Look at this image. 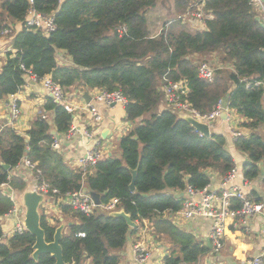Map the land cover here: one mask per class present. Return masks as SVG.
I'll list each match as a JSON object with an SVG mask.
<instances>
[{"label": "trees", "instance_id": "16d2710c", "mask_svg": "<svg viewBox=\"0 0 264 264\" xmlns=\"http://www.w3.org/2000/svg\"><path fill=\"white\" fill-rule=\"evenodd\" d=\"M159 1L34 0L42 13L52 14L55 30L44 34L21 26L15 33L11 45L16 52L14 56L7 52L0 66V99L25 84L23 65L37 77L49 76L64 91L120 90L127 99L125 120L134 124L118 140L119 155L104 156L91 171L83 173L51 148L50 131L65 133L72 118L48 98L44 109L51 111L52 117H36L26 137L10 125L0 126V184L7 182L13 189L24 190L23 177L9 174L22 158H27L40 170L37 179L47 181L61 193L84 185L88 191L99 193L101 204L116 198L115 210H124L137 225L143 220L151 222L155 233L170 246L164 264H196L209 247L164 214L180 208L183 196L177 193L184 192L187 186L203 188L213 172L223 177L234 167V161L223 135H201L164 104L163 76L186 84V99L199 113H209L224 99L227 107L243 118L239 125L253 131L237 137L233 144L247 158L242 165L244 178H257L259 164L264 160V136L254 131L264 127V23L255 20L257 11L249 0H198L197 4L192 0H172L177 9L201 8L213 18L206 19L205 28L197 30L171 19L152 35L147 12ZM28 7V0H1L0 30L22 21ZM59 51L70 57L69 64L58 61ZM212 53L218 55L221 68L207 81L198 76L200 63L194 57ZM162 105L165 106L161 108ZM3 163L10 170H5ZM134 169L137 175L131 192ZM255 194L250 192L260 202ZM12 206V199L0 187V216ZM61 209L72 222L65 224L60 241L64 262L119 263L116 252L137 227H129L123 218L111 216L99 207L90 214L67 206ZM59 224L58 220L48 222L41 213L40 227L47 242L52 241ZM34 241L27 231L0 241V264H53L49 254L37 260L31 257Z\"/></svg>", "mask_w": 264, "mask_h": 264}, {"label": "built area", "instance_id": "2783aa9c", "mask_svg": "<svg viewBox=\"0 0 264 264\" xmlns=\"http://www.w3.org/2000/svg\"><path fill=\"white\" fill-rule=\"evenodd\" d=\"M62 1V0H59ZM29 7L24 15L22 21H15L12 25H7L0 30V60L6 58L7 52H10L11 56H14L16 50L11 45V39L16 33V24L25 26L33 30H40L44 34H49L55 30V22L52 14L42 13L34 5V0H28ZM203 3V0H201ZM250 4L255 7L259 20L264 23V0H249ZM198 8L191 10L188 8L183 15H178V20L187 18L196 19L203 22L206 19L213 18V15L209 12L204 14ZM177 19V18H176ZM125 30L124 28H122ZM21 68L25 71L26 75L30 77L32 81H40L44 89L50 94L52 101L61 106L64 110L71 114V118H75V114L79 111L85 112L88 115L91 125H96L101 122L102 114L99 112L96 103H103L106 106L119 105L124 107L127 103V99L120 90L108 91L106 89H97L93 96H91L90 102H85L82 98V102L79 104L71 101L66 95L65 91L55 83L49 76L42 78L32 74L29 70H25L23 65ZM221 68V65L217 67ZM216 69L205 63L198 65V76L207 81H211L214 77ZM161 90L164 95L165 104L167 107L176 112L179 116L184 114L190 115L196 118L198 121L204 122L209 128L212 127L213 122L218 119L221 114H228L227 104L224 99H220L209 113L201 114L194 109L186 99L187 87L183 81H171L163 76V82ZM8 98V111L9 116L7 118V124L12 125L13 122L20 115V105L18 103L15 93L9 94ZM41 118L46 119L45 114H41ZM129 130V129H128ZM127 130V131H128ZM76 131L82 132L85 137H93L92 129H80L73 123L70 124L68 130L62 134V136H70ZM126 131V132H127ZM232 135L234 139L242 135L240 131L233 130ZM60 136L53 135L51 142V148L59 152L61 139ZM101 151L98 148H91L85 152V154L76 160L77 167L81 168L83 173L89 172L96 162L103 158ZM23 165L25 169L33 171L35 166L28 159L22 158L21 161L15 166L18 168ZM237 169L233 167L226 175L221 177L220 187L212 189L209 183L201 189H195L191 186H187L183 196V201L180 208L172 212L180 220L190 219H205L209 221V240L211 243V249L214 252H218L224 245V236L226 229L231 225L234 228L242 227L248 229L249 220L254 215L262 214L264 211V205L255 202L249 193L245 191L246 178L240 182L236 181ZM12 174L10 173L9 176ZM40 175V170L35 168V184L31 188L36 192L43 195L44 200L51 198L54 203L62 206H67L74 211H78L83 214H90L96 207H99L102 211L107 213L115 211L117 199L112 198L109 202L96 206L89 191L84 185L77 190L67 191L61 193L58 188L52 187L47 181H39L37 178ZM0 187L9 195L13 201V206L3 216H0V220L3 217H10L13 220V226L9 235L14 233L21 234L26 231L24 220V209L20 205L16 204L15 199L12 196V190L7 182L1 183ZM43 200V201H44ZM264 233V227H263ZM79 236H84L83 233H78ZM133 252L135 259L138 262H145L150 256L148 247L139 242L133 246ZM264 263V248L260 253L250 258H246L244 264H263Z\"/></svg>", "mask_w": 264, "mask_h": 264}, {"label": "crops", "instance_id": "0c3cea01", "mask_svg": "<svg viewBox=\"0 0 264 264\" xmlns=\"http://www.w3.org/2000/svg\"><path fill=\"white\" fill-rule=\"evenodd\" d=\"M194 21L195 22L192 23V25H199L197 29L205 28L203 22L199 24L198 20L194 19ZM16 29L17 31L20 29L18 24H16ZM58 55V61L61 64L70 63V57H68L63 51H59ZM194 58L196 59L198 57L195 56ZM213 58L217 60L216 53L214 54ZM5 59L6 58H2V60H0V66L2 63H4ZM96 90L97 89L81 90L80 88H70L66 90L65 93L71 101L79 104L84 100H82L84 91H88L89 95L93 96ZM15 94L20 105V115L10 126L13 127L17 133L26 137V132L30 129L31 124L36 117L41 114H45L49 120L52 117V112L46 111L44 109L46 100L51 98V96L44 89L40 81H32L28 76H25V84ZM7 103V97L0 99V126L7 124V118L9 116ZM165 105H162L161 108H163ZM96 106L99 112L102 114V120L100 123L91 125L87 113L82 111H79V113L75 114V118H73L71 121V123L80 129H92L93 137H85L82 132L78 131L68 137L64 135L62 136V134H58L57 132L55 134L56 136H60L59 138L61 139L59 148L60 154L63 156L64 160L73 167H77L76 160L82 157L85 152L91 148H98L103 156H109V153L110 155L115 154V150H117V154L115 155H119L118 140L124 133H126V131H123V133L120 134L119 130L122 129L124 122H128L125 120L124 107L119 105L106 106L103 103H96ZM223 114L224 115L221 114L222 116L213 122V125L211 128H209V131L210 133L221 134L225 137L226 147L232 155L234 167L238 171L236 181L240 182L242 179H245L242 173V165L245 161H247V158L244 153L235 148L233 144L234 136L232 135V131L238 130L240 133H242V135L247 136L252 133L253 130L240 126L239 124L243 121V118L237 115L233 110H228V114ZM130 123L134 124L133 122ZM129 127L131 129L133 125ZM105 129L109 130V133L107 134L106 138L103 139L101 137V133ZM254 131L264 136L263 126H260ZM260 131H263V133H260ZM112 138H115L117 142L112 140ZM260 166H262L264 170V160L260 162L259 167ZM10 173L23 177L26 182L25 188L28 186L29 188H32L35 184V179L33 178L31 171L25 169L22 164L18 168L14 167L12 170H10ZM263 176L264 175L260 174L257 178L251 180L247 179L246 185L244 186L245 191H247L249 195L251 191H254L256 193L255 195H258V197L261 199L260 202L262 203H264V183L262 182ZM220 181L221 176H218L214 172L211 173L209 185L212 189H217L220 187ZM181 193H183L182 196L186 194L184 192ZM21 194L22 192L19 190H12L13 199L16 201L15 203L24 209L21 200ZM47 199H45L41 204L43 205L42 210H40L39 207L40 213H43L46 216L47 221L50 223H55V220H58L60 223L63 222L65 224H69L71 221H69L67 215H63L62 209L59 207V205L54 203L51 198ZM18 201L20 202L18 203ZM164 215L177 227L193 233L197 239L203 241L206 244V239L209 237L208 220L197 218L190 220H180L172 212H165ZM0 222L3 232V236L0 238V241L2 242L10 236L9 234L13 226V220L10 217L5 216L1 218ZM263 227L264 211L262 214L251 217L247 230L240 226L234 228L230 225L225 231L223 247L218 252H214L211 248H209L210 250L207 253L199 256L196 264H244L246 258L257 255L264 248V233L262 231ZM139 242L144 243L150 251L148 260L142 263L136 261L133 252V246ZM169 249V244L155 233L152 223L147 220H143L137 225V229L134 233L127 235L124 246L118 250L116 254L119 256L118 264H164L163 258L169 254Z\"/></svg>", "mask_w": 264, "mask_h": 264}, {"label": "water", "instance_id": "95a60500", "mask_svg": "<svg viewBox=\"0 0 264 264\" xmlns=\"http://www.w3.org/2000/svg\"><path fill=\"white\" fill-rule=\"evenodd\" d=\"M256 21H259V17H255ZM83 99L88 103L91 100V96L89 95L88 91H84L82 95ZM224 115V114H222ZM221 115V116H222ZM183 119H185L198 133H200L203 136H210L211 133L209 131V127L206 123L198 121L196 118L184 114L182 116ZM52 135L56 134L55 129H52L50 131ZM109 133V130L105 129L101 133V137L104 139L106 138L107 134ZM137 137H135L136 139ZM110 155V153H109ZM2 167L5 170H10L9 165L7 164H1ZM260 174L264 175L263 167H259ZM131 181L129 183V190L133 192L135 190V179L137 175V170L134 169L131 171ZM89 194L91 195L94 203L96 206L101 205L100 201V195L97 192L89 191ZM183 193H178L177 196H182ZM143 196H146V194H143ZM21 200L22 204L24 206V226L28 233L34 236L35 241L32 245V254L31 257L34 260H37L38 257L42 254H49L53 259V264H68L64 262L63 255H62V248L60 245V241L62 239V232L65 226V223L61 222L54 231L53 239L50 242H47L44 237V230L40 227V217L41 213L39 211V207L42 204L44 197L40 193L36 192L35 190H32L31 188L26 187L25 190L21 194ZM111 216L115 217H121L126 221V224L131 228H136L137 224L130 219V216L124 212V210H115L109 212ZM72 222H70L68 225H71ZM206 245L211 248V243L209 238L206 239Z\"/></svg>", "mask_w": 264, "mask_h": 264}, {"label": "rangeland", "instance_id": "374dc122", "mask_svg": "<svg viewBox=\"0 0 264 264\" xmlns=\"http://www.w3.org/2000/svg\"><path fill=\"white\" fill-rule=\"evenodd\" d=\"M192 1H194L195 4L199 3L198 0H192ZM184 12L185 10L182 11L181 9H177L172 0H160L155 7L149 9L147 12V21H148V28H149L150 34L154 35L158 33L165 21L176 19V18L178 19V15H183ZM182 19L183 20L181 21L183 25H187L189 29L197 30V27L199 25H195V26L192 25V23L195 22L194 19H191V18H187V19L182 18ZM200 23L201 22L199 21V24ZM9 25H12V23H9ZM214 54L215 53H212L210 55L202 56V57L197 56L198 58L196 59L199 60V63L206 62L208 65H210L211 67L217 70L218 69L217 67H219L220 64L216 59L213 58ZM132 125L133 124L130 123L129 121L124 122L122 129L119 130L120 134H122L123 131H127L128 127ZM260 133H263V131H260ZM112 140L116 141L115 138H112ZM114 153L117 154V150H115ZM24 190H22L21 192H23ZM19 202L20 201H18V203ZM42 207L43 205L40 206V210H42Z\"/></svg>", "mask_w": 264, "mask_h": 264}, {"label": "bare ground", "instance_id": "6f19581e", "mask_svg": "<svg viewBox=\"0 0 264 264\" xmlns=\"http://www.w3.org/2000/svg\"><path fill=\"white\" fill-rule=\"evenodd\" d=\"M238 131V130H237ZM27 159V158H26ZM32 163V162H31ZM32 164H34V163H32ZM34 166H35V164H34ZM32 173V175H33V178L35 179V168H34V170L31 172ZM255 202H257V201H255ZM257 203H260V204H263L264 205V203H262V202H257Z\"/></svg>", "mask_w": 264, "mask_h": 264}]
</instances>
